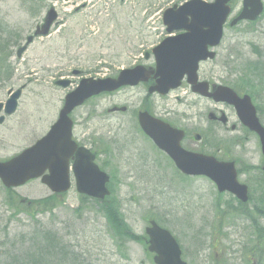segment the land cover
Masks as SVG:
<instances>
[{
    "label": "rangeland",
    "instance_id": "374dc122",
    "mask_svg": "<svg viewBox=\"0 0 264 264\" xmlns=\"http://www.w3.org/2000/svg\"><path fill=\"white\" fill-rule=\"evenodd\" d=\"M180 1L0 0V73H6L0 74V102L8 99L11 89H23L18 111L0 125V158L14 156L44 136L57 120L65 95L81 78L114 76L121 69L144 63V54L162 38L163 12ZM242 3L234 0V15ZM50 7L58 13L51 34L36 39L23 59H18L17 43L34 33ZM14 35L16 44L4 48L15 41ZM215 50L217 57L202 67V76L213 84L251 93L264 123V75L252 66L257 52L263 54L264 62V14L255 23L226 25ZM75 69L82 75L74 78L70 88L56 85L61 77L73 79ZM146 94L139 87L104 95L74 114L80 137L89 144L94 140L96 145L109 146L112 158L106 151L101 158L106 169L114 172V196L130 230L144 234L153 217L174 234L189 264H256L257 260L249 258L253 253L259 255L258 251H243L245 242L255 239L250 222L224 212L234 200L231 195L218 193L209 179L181 177L135 126L131 131L136 124L134 111ZM150 102L159 115L203 134L204 143H186L190 148L237 159L242 169L239 180L256 189L261 177V145L231 107L199 97L187 85L166 97L154 95ZM113 106H126L128 112L109 113ZM222 111L228 124L209 120L210 112L221 115ZM7 196L23 212L16 213L4 202ZM49 196L40 180L13 192H7L0 181V264H155L142 244L113 238L97 201H82L76 190L58 198L49 210L39 206L26 212V205L20 203L21 198L39 202Z\"/></svg>",
    "mask_w": 264,
    "mask_h": 264
},
{
    "label": "water",
    "instance_id": "95a60500",
    "mask_svg": "<svg viewBox=\"0 0 264 264\" xmlns=\"http://www.w3.org/2000/svg\"><path fill=\"white\" fill-rule=\"evenodd\" d=\"M227 0H218L212 5H203L198 7H187L181 8L180 11L183 15L187 13L193 15L198 13H205L208 15L207 22L202 25H198V28H203L208 26V32L199 35L200 31H196L194 37L191 39L179 38V43L177 49L173 52H168L167 50L163 52L164 55L169 56V61L172 62V69L176 72L168 81L165 75L169 73L168 69H164L161 73L162 81L156 89L163 93H166L170 87H176L180 84V79L185 73L189 75L190 82L196 85L195 90L200 91L204 94H208L205 84H196L197 82V69L198 62L201 59H206L208 56L214 57V53H208L206 50L208 45H216L219 43L223 24L230 12V9L225 6ZM249 7L252 9L249 10ZM262 11L261 0H245V9L243 13L232 23L235 24L237 21L245 18L255 19ZM172 10H168L165 13V23L169 25V30L174 28L186 27V24L171 25L170 20L173 19L171 16ZM56 18V15L51 12L49 15V20L44 34L48 33L50 24ZM204 20L198 15L196 20ZM197 28V29H198ZM191 39V40H190ZM32 38L29 39L31 41ZM193 45H195L193 47ZM161 49V48H160ZM160 49H156L158 51ZM22 50L19 51V55ZM157 57H159L157 55ZM162 59V58H161ZM142 68H136L134 70L123 71L119 80L106 79V80H93L86 79L81 82L80 87L67 97L66 107L61 113V118L59 122L53 126L51 132L40 140L34 147L25 151L21 156L13 159L9 163L0 164V176L3 178L7 185H14L17 183H24L31 177H36L41 175V173L46 169L50 162L59 164L58 170L67 171V163L69 157L73 154L75 145L71 140V128L72 122L68 118V113L76 106L81 104L88 97L98 94L102 91L114 90L121 85L129 84L135 85L142 78ZM59 84L67 86L68 81H60ZM225 87H218L214 94H210L216 98V100H227L229 102L237 103L236 96L233 92H230ZM21 91L16 92L8 102L9 113L15 111L17 107V99L20 97ZM247 100V108L245 109V101ZM244 103L240 108V116L243 121L251 130L258 132L261 136L264 151V128L259 123L255 116V109L252 107L250 98L246 97ZM251 105V106H250ZM1 107V105H0ZM246 112V115H245ZM142 126L147 133H149L155 139V142L165 151H167L172 158L175 160L177 166L185 173L188 174H208L211 176L220 186V190L228 189L235 192L243 200H247V188L245 186L239 185L236 181V172L234 170L233 164H219L215 160V169H209L207 166V159L203 156H191L186 154L180 146V140L182 138L183 132L179 131L178 135L175 130L171 129L170 126L166 125L167 130L160 132V128L154 126L145 120V117H141ZM87 161H90L92 169H87V175L93 174L94 178H78L79 190L86 192L92 196L103 198L108 191L105 188V184L108 181V177L101 173L93 164V156H86ZM211 161H213L211 159ZM65 166L64 168L61 167ZM84 172V171H83ZM44 182L47 184L54 183V188L57 191H62L68 188V180L66 175L62 176V179L57 177V183L54 180H50L45 177ZM152 227L147 229L148 234L151 236V251H156L158 256L155 258L158 264H185L180 259V249L175 241V239L169 234V232L159 228L155 222H152Z\"/></svg>",
    "mask_w": 264,
    "mask_h": 264
},
{
    "label": "trees",
    "instance_id": "16d2710c",
    "mask_svg": "<svg viewBox=\"0 0 264 264\" xmlns=\"http://www.w3.org/2000/svg\"><path fill=\"white\" fill-rule=\"evenodd\" d=\"M106 213L108 215L109 221H112V225L116 226L117 228H121L120 221H119V215L117 212L116 206H108L105 208Z\"/></svg>",
    "mask_w": 264,
    "mask_h": 264
},
{
    "label": "flooded vegetation",
    "instance_id": "af4514ba",
    "mask_svg": "<svg viewBox=\"0 0 264 264\" xmlns=\"http://www.w3.org/2000/svg\"><path fill=\"white\" fill-rule=\"evenodd\" d=\"M186 140H187L188 142H191V141H193L194 139H193V136H192V135H187ZM91 147H92V145H91Z\"/></svg>",
    "mask_w": 264,
    "mask_h": 264
}]
</instances>
